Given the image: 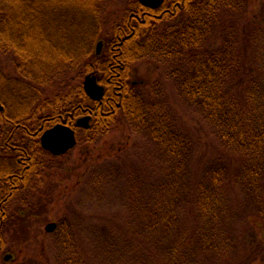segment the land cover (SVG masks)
Returning a JSON list of instances; mask_svg holds the SVG:
<instances>
[{
    "label": "trees",
    "instance_id": "obj_1",
    "mask_svg": "<svg viewBox=\"0 0 264 264\" xmlns=\"http://www.w3.org/2000/svg\"><path fill=\"white\" fill-rule=\"evenodd\" d=\"M242 9V0H164L156 9L138 0H0V202L2 177L8 202L41 186L50 157L39 141L46 129L69 125L89 148L124 121L154 142L164 175L133 182L136 217L124 233L102 234V251L118 257L112 264H249L243 233L230 228L231 187L257 217L264 253V37L260 45L252 33L253 52L244 59L237 37L242 16L223 26L218 20L224 10L241 15ZM147 58L165 65L222 148L195 181L189 132L165 101L149 96L147 84L132 82L131 66ZM87 74L104 86L100 101L84 92ZM82 117L89 121L79 128ZM191 211L196 228H180ZM3 241L0 228V251ZM73 244L63 264H83Z\"/></svg>",
    "mask_w": 264,
    "mask_h": 264
},
{
    "label": "rangeland",
    "instance_id": "obj_2",
    "mask_svg": "<svg viewBox=\"0 0 264 264\" xmlns=\"http://www.w3.org/2000/svg\"><path fill=\"white\" fill-rule=\"evenodd\" d=\"M242 1L241 15L224 10L218 20L223 26L230 24L231 18L242 16L237 37L245 59L253 52L249 47L252 33H256L253 36L257 44L263 45L264 0ZM113 5L114 8L119 7ZM114 8L108 13L117 16L118 11ZM252 18L256 23L250 28L248 24ZM4 64L11 71L9 61H4ZM131 69L132 82L147 84L149 96L155 94L165 101L170 114L192 137L194 152L189 170L195 181L208 165L206 163L222 154L210 124L179 93L178 81L166 76L163 63L147 58L135 62ZM84 144L76 140L75 146L67 152L50 154L41 174V186L34 191L19 192L8 202L0 264H63L70 256L73 242L76 257L79 255L83 264L116 262L118 257L114 251L108 252L106 247L102 251L106 239L100 238L107 229L115 235L124 233L122 229L126 223L136 217L134 192H130L133 182L146 185L161 181L164 165L160 163L154 142L124 121L99 137L89 148ZM148 193L149 186L146 195ZM152 194L150 192L148 197ZM229 198L234 212L233 217L230 215V228L243 233V240L247 241L242 256L249 264H264V253L258 245L262 230L258 227L257 217L248 206L243 207L245 199L238 188H229ZM192 212L183 214L180 228H196L198 222L193 220ZM50 223L56 227L54 231L47 232L45 228Z\"/></svg>",
    "mask_w": 264,
    "mask_h": 264
},
{
    "label": "water",
    "instance_id": "obj_3",
    "mask_svg": "<svg viewBox=\"0 0 264 264\" xmlns=\"http://www.w3.org/2000/svg\"><path fill=\"white\" fill-rule=\"evenodd\" d=\"M139 3L148 8L158 7L163 0H138ZM101 51V43L99 42L96 46V52L99 54ZM83 89L85 94L91 98L93 101H100L103 98V87L97 82V78L94 74H88L83 82ZM3 110L0 104V111ZM89 117H84L80 119L77 124L80 127H86ZM41 147L48 152L58 155L67 152L69 149L73 148L76 144L75 132L74 130L63 124H57L46 131H44L40 137ZM56 225L50 223L46 226L45 230L47 232L54 231Z\"/></svg>",
    "mask_w": 264,
    "mask_h": 264
},
{
    "label": "flooded vegetation",
    "instance_id": "obj_4",
    "mask_svg": "<svg viewBox=\"0 0 264 264\" xmlns=\"http://www.w3.org/2000/svg\"><path fill=\"white\" fill-rule=\"evenodd\" d=\"M8 117V116H7ZM7 143H5L6 145ZM5 149H7V146L4 147ZM5 152V158H7V154H6V150H4ZM0 171L3 173V167H0ZM2 181H3V196L0 202V216L1 215H5V217L7 216V207H8V180L5 181V178L2 177ZM5 224H2V226H0V228H4Z\"/></svg>",
    "mask_w": 264,
    "mask_h": 264
}]
</instances>
